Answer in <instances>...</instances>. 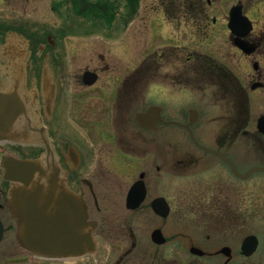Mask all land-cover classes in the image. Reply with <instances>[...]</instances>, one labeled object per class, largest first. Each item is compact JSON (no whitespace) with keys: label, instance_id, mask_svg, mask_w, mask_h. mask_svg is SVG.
Returning a JSON list of instances; mask_svg holds the SVG:
<instances>
[{"label":"flooded vegetation","instance_id":"1","mask_svg":"<svg viewBox=\"0 0 264 264\" xmlns=\"http://www.w3.org/2000/svg\"><path fill=\"white\" fill-rule=\"evenodd\" d=\"M94 1L123 0H0V94L12 93L29 109L30 121L17 130L47 135L61 177L95 223L97 245L94 255L55 262L15 249L17 222L9 184L1 182L0 264H264V218L256 217L264 202L255 204L250 174L264 167V154L255 150L264 152L257 126L264 117V28L254 9L234 3L253 22L243 39L254 47L249 54L236 45L229 15L224 23L207 10L212 0L201 11L193 3L204 0H182L188 9L176 17L181 27L174 20L171 30L166 22L154 27L149 60L125 42L127 71L102 75L106 64L82 69L93 57L87 42L99 35L87 13ZM175 1L169 0L171 15ZM223 24L228 48L216 43ZM87 71L97 74L93 85L84 82ZM150 107L160 109L154 130L135 122ZM173 127L186 137L175 138ZM0 146L4 158L46 156L42 145ZM134 186L141 201L129 209Z\"/></svg>","mask_w":264,"mask_h":264},{"label":"water","instance_id":"2","mask_svg":"<svg viewBox=\"0 0 264 264\" xmlns=\"http://www.w3.org/2000/svg\"><path fill=\"white\" fill-rule=\"evenodd\" d=\"M229 28L241 49L247 53L254 50L243 40L251 31L252 24L243 15L242 6L237 5L230 10ZM88 76L89 83L95 81V75ZM11 98L0 95L1 140L36 141L34 135H23L21 130H17L15 125L20 116V106L12 104ZM154 113V109L150 108L146 113L138 114L136 122L150 129ZM259 129L264 133V119ZM46 147L50 152L49 146ZM3 167L4 180L12 183L9 206L19 222L17 238L23 249L49 260L81 257L94 250V224L87 221L86 206L65 186L59 177V168L53 161L43 163L39 159L19 160L9 157ZM258 170L264 168H254L250 173ZM134 203L132 191L128 199L129 207H136ZM2 231L0 223V239Z\"/></svg>","mask_w":264,"mask_h":264},{"label":"rangeland","instance_id":"3","mask_svg":"<svg viewBox=\"0 0 264 264\" xmlns=\"http://www.w3.org/2000/svg\"><path fill=\"white\" fill-rule=\"evenodd\" d=\"M237 0H212V6L209 7V12H213L216 10L218 12V18L222 22H226L228 10ZM242 3L247 6V11L254 9L253 11V19L256 20L259 29L264 28V3L260 6L259 13L255 12V6L259 3V0H242ZM161 3L159 0H123L121 3H109V2H97L94 1L92 7L88 10V17H91V21L89 23L91 28H94V31L99 35H95L94 39L89 40L87 45L91 46L92 53L91 58H87L85 62L82 64V69H102L106 64L109 66L108 72L101 73L102 75L106 74H122L127 71L128 65L130 62H126L123 57V49L126 42L129 44L126 45V48H130L129 45H134L132 48H139L141 50V59L142 61H147L150 58V48H151V37L154 32V27L165 25L168 30H171L172 25H170V21L164 18L162 12L160 10ZM141 8V9H140ZM157 10V11H156ZM140 11V13H139ZM156 11V12H155ZM139 13V17L137 20L131 25L130 29L126 32V27L128 23L132 22L133 18L137 16ZM163 16V17H162ZM213 14H211L212 20ZM164 18V19H163ZM155 19V20H154ZM154 23V24H153ZM180 24L173 25L174 28ZM181 27V26H180ZM226 25H218L216 29V43L220 44L224 48H228L231 43L229 32L226 30ZM165 30L163 32L165 33ZM176 30H174L175 32ZM107 36V38L103 37ZM102 35V36H101ZM109 37V38H108ZM228 37V39H227ZM215 36L211 35L210 39H205L206 44H210L213 42ZM140 45H137L136 43ZM165 44L163 40L161 42ZM161 44V45H162ZM136 46V47H135ZM132 50V49H131ZM133 52V50L131 51ZM100 55H104L106 57V61L103 62ZM221 58L220 56H217ZM132 59H134V55L132 53ZM90 59V60H89ZM94 59V60H93ZM174 65V64H173ZM171 68V66H168ZM176 111V110H175ZM173 119L181 120L183 117L182 112H174ZM174 128V136L175 138H185L186 136L180 129ZM256 133V132H255ZM256 151H259V154L262 153V148L260 146L255 147ZM255 160L256 163H260ZM254 197L255 204H257L261 199L264 202V172H257L254 175ZM257 218H264V210L262 211V215L256 216ZM13 245L15 249H19L15 243V237L13 234Z\"/></svg>","mask_w":264,"mask_h":264},{"label":"trees","instance_id":"4","mask_svg":"<svg viewBox=\"0 0 264 264\" xmlns=\"http://www.w3.org/2000/svg\"><path fill=\"white\" fill-rule=\"evenodd\" d=\"M178 5V9H180L182 6V4L181 3H178V4H175V7ZM181 6V7H180Z\"/></svg>","mask_w":264,"mask_h":264}]
</instances>
